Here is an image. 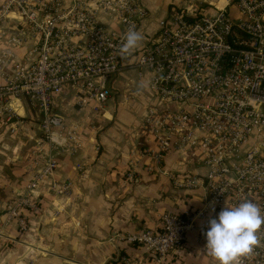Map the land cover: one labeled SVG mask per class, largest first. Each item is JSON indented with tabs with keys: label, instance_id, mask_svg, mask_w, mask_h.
Here are the masks:
<instances>
[{
	"label": "built area",
	"instance_id": "built-area-1",
	"mask_svg": "<svg viewBox=\"0 0 264 264\" xmlns=\"http://www.w3.org/2000/svg\"><path fill=\"white\" fill-rule=\"evenodd\" d=\"M146 16L142 0H2L0 25L20 19L34 43L0 84V107L17 114L11 103L26 98L40 113L39 143L48 151L25 185L20 201L27 204L46 179L53 191L65 194L67 182L60 186L55 179L57 152L75 153L83 144L82 124L67 123L52 111L55 96L69 91L79 106L98 114L111 96L113 77L130 68L138 76L150 73L149 88L160 102L142 118L150 144L138 156L147 172L168 176L176 188L202 191L192 209L162 213L159 230L122 235L163 264L185 246L190 232L206 249L208 222L226 206L251 201L264 214V0L178 6L159 20L157 36L122 57L125 34ZM24 39L21 32L8 41L21 45ZM173 152L185 169L166 167L164 159ZM138 163H130L128 178ZM19 206L10 207L7 218L24 232L28 226ZM258 237L259 245L240 264H264V226ZM210 257L209 264H218Z\"/></svg>",
	"mask_w": 264,
	"mask_h": 264
},
{
	"label": "crops",
	"instance_id": "crops-1",
	"mask_svg": "<svg viewBox=\"0 0 264 264\" xmlns=\"http://www.w3.org/2000/svg\"><path fill=\"white\" fill-rule=\"evenodd\" d=\"M71 1L66 0L68 4ZM190 3L222 6L225 0H142L147 16L137 28L144 36L140 47L157 36L159 20L173 13L174 6ZM106 24L115 26L111 21ZM21 32L25 36L21 45L8 41ZM33 43V37L20 19L9 18L0 25V84L10 75L11 64L22 61ZM150 77L148 72L138 76L137 68L126 69L113 77L109 81L111 96L98 114L79 106L71 92L55 96L52 111L62 115L67 123L80 122L82 117L87 122H95L93 126L82 124L83 144L75 154L58 155L60 151L57 152L55 179L67 182L65 194L48 192L39 186L35 196L40 209L37 215L31 216L29 229L21 235L20 244L9 246L8 241L0 240V264H73L74 261L156 264L153 255L141 244L130 243L122 235L145 229L159 230L162 213L192 209L201 201L202 191L176 188L168 176L147 172L144 160L138 156L150 144L142 118L148 106L160 102L149 88ZM11 104L17 114L0 107V208L5 197L21 193L28 178L30 150L44 146L39 145L37 109L26 98ZM178 159L176 152L170 153L164 164L173 170L185 169L177 166ZM136 161L139 163L131 180L123 170L128 163ZM186 169L203 172L192 164H187ZM60 196L64 197L60 203L64 201L65 210L53 218L59 206V201L53 200ZM10 227L13 229L14 225ZM11 234L15 235L14 231ZM208 254L197 242L195 233L190 232L185 246L170 253L163 264H209ZM123 256L126 262L121 260Z\"/></svg>",
	"mask_w": 264,
	"mask_h": 264
},
{
	"label": "clouds",
	"instance_id": "clouds-1",
	"mask_svg": "<svg viewBox=\"0 0 264 264\" xmlns=\"http://www.w3.org/2000/svg\"><path fill=\"white\" fill-rule=\"evenodd\" d=\"M144 36L129 28L119 48L122 57L131 56L140 46ZM206 232V249L218 264H240L241 258L250 256L259 245L258 233L264 226V214L251 201L222 210L218 218L210 219Z\"/></svg>",
	"mask_w": 264,
	"mask_h": 264
},
{
	"label": "rangeland",
	"instance_id": "rangeland-1",
	"mask_svg": "<svg viewBox=\"0 0 264 264\" xmlns=\"http://www.w3.org/2000/svg\"><path fill=\"white\" fill-rule=\"evenodd\" d=\"M174 8H175V9H173L174 11L177 10V6H174ZM65 92L69 93V91H65ZM93 122H95V120L87 122V119H84L83 117L81 118V121H80L81 124L86 123L87 125H90V126H93ZM41 138H42V134L40 135V141H41ZM39 145H43V143H39ZM47 151H48V147L45 144H44L43 147H41V146L37 147L36 146V148H33V149L30 150V152H29V154L27 156V174H28V178H27V180L25 182V185L33 177V175L36 173V171L39 170L42 167L43 162H44V155L46 154ZM75 153H67V152L61 150L58 155H60V154L72 155V154H75ZM127 166H126L125 170H123L125 175H127V173L130 172V171H134L133 167H131L129 163H128ZM135 173L136 172H134V175H135ZM133 177L131 178V180H133ZM56 183L61 186L62 184H64V181H57V179H56ZM25 185L23 186L22 191H21L20 194H17L15 197H5V199L3 201V204H2V206L0 208V211H2L1 214H2V217H3V219L0 220L1 221L0 222V232L3 234V238H1V239H4V240L8 241V243H9L8 245L9 246H11L12 244H20L21 243L20 242V240H22L21 239V235L28 231L29 226H30V221H31V218H32L31 216L34 217V215H37L36 212H38L39 209H40V203H39V201L36 200L37 197L35 196L36 195V191H38L39 187L31 195V197H30L31 201L30 202H28L27 204L21 203L20 199H21V197H22V195L24 193ZM48 185L50 186L49 189H48ZM39 186L40 187H44L45 190L48 191V192H53L52 181H49V179H46L45 181L41 182L39 184ZM60 198L61 199L63 198V200H64V197H61V196L59 197V199L53 200L55 202L59 201V204H58L59 206H58V208L56 210L57 212L54 213L53 218L56 217L55 215H59L65 210L64 201L62 203H60ZM16 204H20V206H19L20 215L25 217V219L27 221L28 229L26 231H24V232L19 231L14 219H12V218L8 219L7 218L8 217V209L10 207L16 205ZM60 204H61V206H60ZM6 222H9V223H6ZM12 224L14 225L13 229L10 227ZM6 228H8V229H6ZM9 228H11V229L9 230ZM11 230L14 231L15 235L11 234V232H12ZM73 264H81V263L74 261Z\"/></svg>",
	"mask_w": 264,
	"mask_h": 264
}]
</instances>
